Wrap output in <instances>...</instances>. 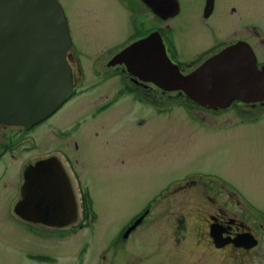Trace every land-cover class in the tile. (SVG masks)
Segmentation results:
<instances>
[{
  "label": "rangeland",
  "instance_id": "rangeland-1",
  "mask_svg": "<svg viewBox=\"0 0 264 264\" xmlns=\"http://www.w3.org/2000/svg\"><path fill=\"white\" fill-rule=\"evenodd\" d=\"M214 1L206 26L203 0H181L170 38L183 62L219 41H236L235 24L254 23L264 36V0L236 1L240 14H230L235 0ZM58 2L81 62L79 84L51 116L19 130L14 157L0 162V264H240L208 246L206 219L224 203L220 187L264 216V106L205 107L150 83L145 94L129 92L127 73L101 64L129 32L125 0ZM151 17L140 18L143 33ZM254 44L264 58V47ZM52 155L65 165L79 206L78 217L61 228L28 224L12 210L23 168ZM84 190L94 220L83 218ZM151 201L141 222L120 237ZM261 246L252 264H264Z\"/></svg>",
  "mask_w": 264,
  "mask_h": 264
},
{
  "label": "water",
  "instance_id": "water-1",
  "mask_svg": "<svg viewBox=\"0 0 264 264\" xmlns=\"http://www.w3.org/2000/svg\"><path fill=\"white\" fill-rule=\"evenodd\" d=\"M208 3L210 8L212 0ZM71 44L67 20L58 0H0V123L34 125L66 100L74 87L66 59ZM149 46L150 50L154 49L150 59L148 54L141 59L142 51ZM117 63H124L127 72L142 81L152 82L164 91L181 90L191 100L200 98L203 101L202 104L198 102L200 105L211 108H225L233 100L256 102L264 99V68L258 69L255 55L244 41L226 46L192 72L182 74L167 57L160 35L152 32L122 49L108 64ZM205 77L222 82L218 98L208 99L209 94H205V90L202 92L201 83ZM49 165L56 167L72 207V217L58 223L29 209L30 183L37 179V170ZM24 173L29 175L20 187L21 198L14 206V213L27 222L43 224L45 220L44 224L51 227L73 223L77 205L59 160L55 157L40 159L27 166ZM141 219L142 216L123 236L127 237ZM212 229L211 235L219 246L216 228Z\"/></svg>",
  "mask_w": 264,
  "mask_h": 264
},
{
  "label": "flooded vegetation",
  "instance_id": "flooded-vegetation-1",
  "mask_svg": "<svg viewBox=\"0 0 264 264\" xmlns=\"http://www.w3.org/2000/svg\"><path fill=\"white\" fill-rule=\"evenodd\" d=\"M152 1L154 0H151L150 2H148L147 0H125V6L127 10L126 17L129 32L124 36V38L120 42L113 44V46L117 47L112 49V46H110L108 48L109 52L115 50L116 53L127 45L145 37L149 33L157 31L163 39V43L166 47L167 54L169 55L170 59L173 62L178 63L183 73L190 71L201 61H203L205 58L209 57L222 47L234 43L236 41H246L247 43H249L255 53L258 68H264V58H259L260 55L256 53L254 44L256 43L257 45L264 47V36L259 30V27H257L254 23L244 24L243 26L235 24L233 26V34L238 37L236 41H233L231 43H226L225 40L219 41L216 45L207 49L205 51V54L200 56L201 60H199L197 56L195 58L187 60V62H183L182 60H180V58L177 57V50L170 38L171 34L174 33L177 27L176 23H173V20L178 18V16L181 14V0H167L166 3L168 6L165 7L166 9L163 12L158 8H155L156 4L154 7L152 5ZM236 1L239 0H235V4H233V6L231 7L230 14H240V5H238V2ZM214 3L215 1L213 0L211 8L209 9L208 0H203L202 21L206 26H208L207 20L213 14H215ZM143 14H151V19L153 21L151 25L147 26V31H145L144 33L143 31L145 28V21L140 20ZM249 37L252 39L248 40ZM115 53H112L107 58V60H103L101 64L107 63ZM67 60L72 70L73 80L76 88L78 85V71L80 66V60L76 55L73 54L71 49L67 54ZM108 68H117L119 71L125 72L123 64H117L113 67ZM129 79H131L132 82L138 83L139 85H144L140 82H137L132 77H130ZM234 104L236 106H239L243 105L244 103L236 101L234 102ZM248 105L250 107L262 108L264 106V102L250 103ZM19 130L28 131L29 129L28 127H20L16 125H6L0 123V162L7 161L8 156L9 158L14 157L13 152H16L17 144L19 142ZM193 182L194 181L192 180L184 181V183L188 184L190 187L192 186L189 183ZM202 187L203 191H205V184H203ZM217 191L218 196H223L224 203L219 204V207H217V209L215 210L216 213L208 214V217L206 219L208 222L206 238L208 246L217 251H222L220 252L221 254L234 255L239 260L240 264H244L241 260L244 258L247 260L246 264H252L253 259L258 258L257 255L259 251H262L260 247L262 248L261 243L264 242V216L260 213H257L256 208L252 206L247 200H244L242 202L241 200L235 197L232 199V194H229V196L221 188H218ZM208 199H210L209 196ZM18 200H16L14 204H16ZM213 226H215L217 229L216 232L220 243L219 246L216 245L214 237L211 235V228Z\"/></svg>",
  "mask_w": 264,
  "mask_h": 264
},
{
  "label": "bare ground",
  "instance_id": "bare-ground-1",
  "mask_svg": "<svg viewBox=\"0 0 264 264\" xmlns=\"http://www.w3.org/2000/svg\"><path fill=\"white\" fill-rule=\"evenodd\" d=\"M147 1L150 2L151 0H147ZM166 1L167 0H159V1L154 0L152 1V5L155 7L156 4L155 8H158L163 12L166 9L165 7L168 6ZM150 48L151 47L149 46L144 51H142V55H140L141 59H144V57L147 54L149 56L148 59H150L151 57L150 52L151 50L152 51L154 50V49L150 50ZM216 70H218V68ZM216 70H214V72ZM201 84L203 86L202 92H204L205 90L206 93L205 92L204 93L209 94L207 95L209 96L208 99L218 98L219 93L222 92V90L220 91V89L223 84L221 81L219 82V79L205 77V81L202 82ZM213 91L216 92L213 93ZM194 101L196 103L200 102L201 104L203 102L202 99L200 98L197 99L195 98ZM36 172H37L36 175L38 176L36 177L37 179L33 181V183H30V190L32 193L29 197V201H30L29 209H33L39 214L46 216L48 219L52 221H56L55 223H58V221L63 220L64 218H71L72 217L71 202L69 196L66 195V192L64 190L63 180L61 177H59V173L56 167L49 165L44 169L37 170ZM28 175L29 174L24 173L23 178L24 179L27 178ZM25 201L28 206L29 204L28 201L27 200ZM43 221L44 223H46L45 220ZM53 227H57V226H53Z\"/></svg>",
  "mask_w": 264,
  "mask_h": 264
},
{
  "label": "trees",
  "instance_id": "trees-1",
  "mask_svg": "<svg viewBox=\"0 0 264 264\" xmlns=\"http://www.w3.org/2000/svg\"><path fill=\"white\" fill-rule=\"evenodd\" d=\"M129 92L131 91V93H133L134 91H132L130 88L129 89H127ZM85 193H87V191L85 192ZM88 195L87 194H85V196H84V203H83V212H84V215H85V219L87 218V214L90 212V204L91 203H89L90 202V200L88 199V205H86V200H87V197ZM32 258H34V259H40V260H48L49 258H47L46 256H41V255H33V256H31Z\"/></svg>",
  "mask_w": 264,
  "mask_h": 264
}]
</instances>
